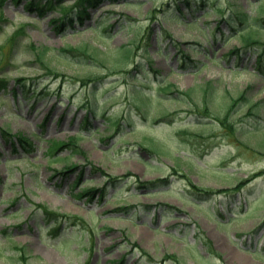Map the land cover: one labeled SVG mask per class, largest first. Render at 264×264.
Masks as SVG:
<instances>
[{"label": "rangeland", "instance_id": "374dc122", "mask_svg": "<svg viewBox=\"0 0 264 264\" xmlns=\"http://www.w3.org/2000/svg\"><path fill=\"white\" fill-rule=\"evenodd\" d=\"M236 1L259 14L258 0ZM171 4L107 1L65 30L56 26L59 9L39 16L23 2L0 4V74L11 81L1 91L0 128L28 141L0 130V264H264V73L252 51L225 56L241 35L212 44L227 0L207 14L182 2L181 19ZM69 46L95 57L66 53ZM184 52L200 66H180ZM16 77L34 78L25 95L44 88L43 96H14ZM164 83L176 90L159 93ZM135 85L156 96L137 101ZM245 92L249 101L228 120L235 133L204 115L209 107L223 119ZM61 142L68 146L54 148ZM102 171L121 180L89 199L83 190L105 187ZM148 180L157 186L137 185ZM192 184L217 194L197 196ZM158 202L180 211L165 220L143 212L148 204L161 212ZM126 205L134 208L110 211Z\"/></svg>", "mask_w": 264, "mask_h": 264}, {"label": "trees", "instance_id": "16d2710c", "mask_svg": "<svg viewBox=\"0 0 264 264\" xmlns=\"http://www.w3.org/2000/svg\"><path fill=\"white\" fill-rule=\"evenodd\" d=\"M16 1H22V0H16ZM106 1L107 0H74L73 2H71L72 4H74V6L71 7L70 10H67L63 0H27V5H29L32 9L36 8L39 14H42L46 9H51L54 7L60 8V10L64 12V14H62L63 16L59 21L58 20L56 21V23H58V25L56 26L59 28V30H62V29H65L66 27H74L75 23L82 24L86 20V18L90 17L89 9L96 8ZM109 1L117 2L119 0H109ZM184 1L186 2V6H187L186 8L191 10L192 12L197 11L198 9H202L204 10L205 13H210L211 7H214V6L222 7L225 3V0L224 1L223 0H184ZM227 2H229V4H227L229 8L228 11H226L225 8H220V13L222 16L220 18L221 20L216 26V29L219 31V34L215 35L216 36L215 38L217 39L223 36L224 39H226V37L229 35H235V36L237 34L241 35L242 44L241 45L238 44L228 49L225 56L226 55L236 56L237 58V57H241L242 55L248 54V52L252 51L256 55L255 68L259 70L260 72L264 73V39L261 38L259 35H256L260 31H264V14H262L264 13V0H258V4L256 7H257L259 14L257 16L253 15L249 10L247 9L245 10L243 7L239 6L236 0H227ZM174 4L179 12V14H176V17L184 15V10L181 9L179 0H174ZM167 10H169V6L168 7L163 6L160 12L167 11ZM2 19H4L3 16H0V21ZM111 26L113 25H110V27ZM0 28H1V25H0ZM21 32H23V29L17 30L12 36V38L10 39L13 40V38ZM123 50L126 52L130 51L127 49H123ZM64 51L67 53H73L76 56L77 55L84 56V54H87V55L89 54V56L95 57L93 52H90L89 49L86 50L84 48H79V47L74 48V47L69 46ZM186 57L188 59H185L184 60L185 62H188L189 60L192 61L191 56H186ZM197 65H199V62L197 63ZM47 69H51V68L47 66ZM51 70L56 71L54 69H51ZM27 80L28 79L26 77L25 78L23 77L15 78L14 81H16L18 85L15 83V87L13 91H15L16 88H20V90L23 91L24 94H26L27 90L32 88L34 85V82H31V81H34V78H31L30 79L31 81H27ZM9 84H10L9 79L6 78L4 74L3 75L0 74V91L4 92L5 90H7V88L9 87ZM171 87H172L171 84H167L166 86H164V90L166 92H169V91L172 92ZM210 88H213V83H210ZM190 93H191L190 91L182 92V94L188 95V96H190ZM33 95L40 97L42 96V93L40 91H36V93H34ZM242 101H249L247 92L243 93L239 98L233 99V103L229 105V109L227 110L225 117L223 119L219 115H216L215 113L214 114L211 113V110L209 109V107H208L207 114H204V115L213 116L217 121H221L224 125H227L229 127V130L231 129V131L235 132V125H233V123H231L228 120H230L229 118L231 116L232 111ZM84 121H85L84 124L85 123L87 124L90 122L88 117ZM0 130L2 131L3 135H5V137L7 136V138L9 139H13V138L17 139V137L19 136L21 145L24 143H28V141L26 140V137L22 135H16L15 137H13L14 135L9 130H5L3 128H0ZM67 146H68L67 143L61 142V144L56 143V146L54 148L63 149ZM75 146L77 147L75 150H77L81 154L87 155L85 151L80 147V145L77 144ZM65 171H71V169H68ZM2 182H3V178L0 175V184ZM192 186L193 188H195V190H197V191L193 190L195 194H197V196H200V197L201 196H211L212 194L217 192L216 190H213L212 188L207 189L204 187L196 186L194 184H192ZM219 191H222V190H219ZM92 192L93 190H90V189H86L84 191V193L87 195H91ZM124 209H126V207H124ZM165 210H166L165 213H168L165 217L168 218L169 212H173V211L175 212L178 209L173 207L172 205H169V206H166ZM68 217L71 218L70 216ZM55 225L56 224H54V226ZM174 258L178 259L177 256H174Z\"/></svg>", "mask_w": 264, "mask_h": 264}]
</instances>
